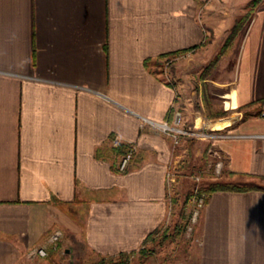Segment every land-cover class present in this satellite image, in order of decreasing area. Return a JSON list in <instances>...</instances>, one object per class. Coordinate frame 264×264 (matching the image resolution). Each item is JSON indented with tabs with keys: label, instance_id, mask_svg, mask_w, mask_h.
Returning a JSON list of instances; mask_svg holds the SVG:
<instances>
[{
	"label": "crops",
	"instance_id": "1",
	"mask_svg": "<svg viewBox=\"0 0 264 264\" xmlns=\"http://www.w3.org/2000/svg\"><path fill=\"white\" fill-rule=\"evenodd\" d=\"M243 1L254 12L209 76L228 111L264 106V0H0V264H30L56 229L95 261L142 248L165 225L167 172L185 151L141 117L182 125L185 77L171 81L165 62L196 53L207 28L220 49L249 13L233 15ZM262 117L196 143L223 163L211 184L264 177ZM115 136L138 149L125 171ZM256 186L209 195L200 264H264Z\"/></svg>",
	"mask_w": 264,
	"mask_h": 264
},
{
	"label": "rangeland",
	"instance_id": "2",
	"mask_svg": "<svg viewBox=\"0 0 264 264\" xmlns=\"http://www.w3.org/2000/svg\"><path fill=\"white\" fill-rule=\"evenodd\" d=\"M243 2L245 3L246 1ZM244 3L238 4V10H234L235 14L233 15H240V13L246 11V13L249 12L250 16L254 12L255 4ZM213 38V32L207 28V36L204 40L206 43L196 53L193 52V49H189L178 54L169 55L171 65L168 73L171 81H173L172 77H185L184 81L187 87L182 95H185L189 102L182 105L184 106L180 116L182 125L178 127H184L196 133L218 135V132H224L225 129L237 125L243 119L261 116L264 106L244 108L223 117L210 118V113L217 114L229 110L225 91L210 82L209 76H211V70L213 69L211 63L220 53L223 46L217 49V42V46L213 45L210 48L209 43ZM177 57L179 58L178 60H172ZM158 72L164 74V69L161 68ZM206 100L208 101L207 103ZM258 110H260V113H258ZM262 118L264 120V117ZM201 140V137H187L183 138L178 146H175V148L180 146L181 150L185 151V156L180 163H176L172 167L175 172V181L168 191L169 214L165 225L158 228L159 232L154 234L142 248L105 258L104 264H200L198 232L202 209L196 219L193 220V213L197 207L193 200L195 190L199 189L206 193V185L223 184L220 181H215V183L212 182L211 184V180L212 178H221L224 169V166H222L221 172L219 174L215 173V165L220 160L207 161L205 150H201L202 153L197 155L196 143ZM195 175H201L200 181L194 179ZM234 180L236 182L229 184L246 186L261 184L264 187V179L250 182L247 177L237 175ZM206 194L209 197V193L207 192ZM78 237L81 239L80 235ZM66 238L64 232L62 242L59 243L56 250L50 249V255L47 259L34 257L35 260L30 264L101 263L102 259L95 261L90 258L84 259L80 244L73 246L71 241L67 242L66 240L65 242ZM71 239H76V236L73 235ZM121 254L124 255L122 256Z\"/></svg>",
	"mask_w": 264,
	"mask_h": 264
},
{
	"label": "built area",
	"instance_id": "3",
	"mask_svg": "<svg viewBox=\"0 0 264 264\" xmlns=\"http://www.w3.org/2000/svg\"><path fill=\"white\" fill-rule=\"evenodd\" d=\"M183 57H184V55H183ZM178 59L179 58L177 57V58H174L172 60L175 61ZM170 65H171V63H170V60L168 59L165 62L166 70L169 69ZM180 96H181L180 93H176V102L173 103L171 110H170L171 112L177 109V107H178L177 101L180 98ZM261 116H264V111L261 112ZM141 121H142V125L149 124L152 127H154L155 129H157L158 131H160L161 133L168 136L171 139L174 147L178 146L181 143L183 138H187V137L209 138V137L216 136V135H212V134L196 133L190 129H185L184 127H178V126L172 125L169 122V118L163 122H155V121H151L149 119H146L144 117H141ZM257 137L264 139V134L257 135ZM120 143L121 142H120L119 137L115 136L112 138V144L114 147H117ZM129 145H130V148H129L128 152L126 153L125 156H123L121 158V161L119 163V170L120 171H125L129 167L131 161L134 159L136 152L138 150L136 144H129ZM222 166H223L222 161L217 162L215 165V173L219 174L221 172ZM194 179L196 181H200L201 175H195ZM174 181H175V172H174V168L171 167L167 172L168 191H169V188L173 185ZM207 199H208V195L205 192H202L199 189L195 190V195H194L193 200L196 203L197 207L193 213V220L196 219L200 210L204 208ZM63 237H64V232L61 229H56V230L52 231L47 236V239L45 240V242L43 244L35 247L32 250L31 256L47 259L50 255V253H49L50 249L56 250L59 243L62 242Z\"/></svg>",
	"mask_w": 264,
	"mask_h": 264
},
{
	"label": "trees",
	"instance_id": "4",
	"mask_svg": "<svg viewBox=\"0 0 264 264\" xmlns=\"http://www.w3.org/2000/svg\"><path fill=\"white\" fill-rule=\"evenodd\" d=\"M259 0H255L254 2L257 3ZM249 18V13H247L245 16H243L242 18H240L234 25L233 29L231 30V32L229 33L228 37L226 38L221 50H220V53L215 57L214 61L211 63V67H214L216 62L218 61V59L227 51L228 48H230V46L232 45L234 39L236 38V36L238 35V33L243 29L246 21L248 20ZM205 41L202 42L201 45H199L198 47H194V48H200L202 46L205 45ZM208 101L206 100V103ZM260 103H264V99L260 101ZM239 109H235V110H232V111H224V112H221V113H210V117L211 118H214V117H223V116H226L227 114L229 113H233V112H238ZM130 148V145L129 144H124V143H120L116 148H115V152L118 156H125L126 153L128 152ZM260 179H264V177H261ZM256 189H261V187L259 186H246V185H236V184H213L211 186H209L207 189H206V193L208 192L209 195L216 191V190H230V191H248V190H256ZM159 232V229H156L154 232H152L151 234H149L145 241H144V245L145 243H147V241H149L154 234L158 233ZM52 253V252H51ZM122 256L124 254H121ZM120 255V256H121ZM105 258L102 259L101 263H98V264H104V260Z\"/></svg>",
	"mask_w": 264,
	"mask_h": 264
}]
</instances>
